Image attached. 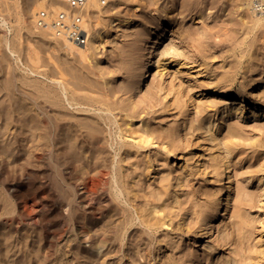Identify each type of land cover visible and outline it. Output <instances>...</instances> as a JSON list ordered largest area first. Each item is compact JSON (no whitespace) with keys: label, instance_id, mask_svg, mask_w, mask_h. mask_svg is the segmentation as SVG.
Returning a JSON list of instances; mask_svg holds the SVG:
<instances>
[{"label":"bare ground","instance_id":"1","mask_svg":"<svg viewBox=\"0 0 264 264\" xmlns=\"http://www.w3.org/2000/svg\"><path fill=\"white\" fill-rule=\"evenodd\" d=\"M103 1L106 0H86L82 8V26L86 31L84 44L73 43L64 39V37L57 38L54 35L53 18L63 9L55 0H38L29 16L19 19L22 25H26L27 35L24 38L27 42L25 47L12 42L5 34L0 37V46L4 45L8 51V53L2 52L0 54V74L3 78L0 79V184H3V181L1 183V175L5 170L3 166L5 161L2 157H11L14 151L24 149L30 151L29 158L31 160L44 162L43 159H48L57 171L62 163L66 162L71 171L75 170L73 178L76 179V184L63 183L62 179L65 177L56 175L57 177H62L60 181L64 184V188L67 189L69 187L71 192H66L64 197H59L55 202V206L60 211V214H57L59 217L55 223L46 215L38 219L40 216L37 217V214L41 211H46L44 203L38 202L39 199L35 200L32 197H25L26 199L21 202V210L18 212L12 210L13 205L17 202L15 204L12 203L13 205L11 206L7 203L8 201L1 203L0 264L50 263V261L56 259L54 246L71 232L76 223L79 226L77 231L79 240L75 245H70L75 239L69 240V244L65 243L66 248L68 247L66 251L69 252L72 251L71 249L76 248L77 251L87 252L83 256L85 260L83 264H93L97 258L109 252L100 251V248L96 245V241H100L102 244L105 243L104 235L95 237L87 230L86 224L97 220H99L97 222H104L102 227H105L106 233L116 232L114 233L113 241L122 242L125 240L126 230L134 225L137 219L136 224L144 227V229L139 230L138 237L127 240L133 246H138L142 242L145 245L144 249L147 250L151 243L152 229L155 226L161 227L169 223V217L165 209H168L169 206L171 207V204L169 202L165 204L162 199L165 197V200L169 198L171 201L173 200L175 194L170 190L171 183L165 181L160 188L156 189L155 195L162 201L161 206L148 203L147 205L151 207L149 211L142 208L137 212V207L134 206L136 195L129 188H125L121 180L119 181L114 170L113 157L109 158L108 154L119 155L117 161L122 163L124 161L123 154L125 153L126 157L129 154V149L126 147L128 145V147L132 146L123 141L126 139H131L136 148L148 147L159 140L166 151V155H169L171 151L181 145V142L188 138L190 132H203L207 134L204 138L210 141H215L219 138L215 133V129L221 126L224 120L215 124V129L212 130L214 124L211 120L201 115L203 109L198 110L196 118H188L190 123L186 133L179 132L175 127L158 129V131L150 129L149 124L144 122V117H141V113L145 112L146 114L151 109L159 106V101L156 99L157 88L163 87L166 91H171L170 88L163 86L162 83L152 88L148 86L146 92L136 101L132 99V97L134 98L133 94L141 87V84L145 83L147 85L155 74L161 75L160 71H164L167 68L166 65L170 63L168 61L170 59L173 60L172 62L179 64L180 67L195 68L193 71L198 74L208 72L209 66L206 62V56L201 60H194L186 52L179 51L175 45H165L168 40V37H165L167 36L165 29L173 22L168 17H164L163 13L168 10L174 13L178 9L172 0H164L165 4L163 6L158 4L159 0H147L151 3L149 4L151 7L148 10L152 12V18L149 19L147 17L148 20L144 18V21H147L149 26L148 31L145 30V33L140 32V34L138 32V36H142L144 41L141 44L143 48L135 46L134 49V44L132 43L133 49H131L134 52H132L133 54L131 53L132 55L128 61H121V58L119 62L116 61L114 66H102L97 70L85 68L81 65V62L91 63L93 61L95 66L99 65L100 58H96V53L98 48L103 46V38L108 36L107 26L120 25L121 22L125 24L132 23L136 17H139V13L143 11L141 1L134 0L130 4V14L127 17L123 16L121 18L119 14H116L117 12H111V14L104 16L103 19H98L96 16L99 15L94 12H103L104 8L101 6ZM169 1L171 2L169 3ZM218 1L220 0H210V3L206 2L205 4L202 0H189V5L182 2L179 8L183 10L194 6L196 18L201 20L204 18V12L213 8ZM263 1L225 0L224 3L220 4L219 8L224 13L228 10L227 5L231 4L232 9L239 11L240 24L246 25L249 29L264 30L263 16L260 18V15L259 18H256L258 16L254 15L252 18L251 12H249L253 10H249V7L258 8L264 4ZM109 2L114 3L116 0H109ZM41 11L47 13V26L44 28L38 27L35 22L37 13ZM182 12H177V15ZM225 17L229 21L232 19L228 13ZM103 29L105 30L101 32ZM183 33H187L191 38L188 30H183ZM102 34H104V37ZM205 37L206 34L200 32L197 39L194 38V40L197 43H201V39ZM262 39L264 42V36ZM135 40L137 41L136 38ZM138 42H141L140 39ZM24 50L25 53L22 55L21 52ZM138 50L142 51L138 53ZM231 50L234 53L236 48L234 47ZM60 51L61 54L59 53ZM242 52L237 55V58L235 57V60L238 58L243 59ZM14 54H16V57H14L16 61L24 60V62L20 65H13L11 55ZM232 54L229 55L230 58ZM43 55H47L48 60L54 61V70L57 73H52L51 69L45 65V57ZM118 55L119 53L114 55V57ZM181 61L183 62L180 63ZM231 63L232 61H229L228 64ZM135 64L139 65V70L127 72L125 78L117 84L115 82L116 76L112 73L118 71V69H127V67ZM227 74L229 73L224 72L225 77L219 78V80L224 82L223 80L230 76ZM41 77L44 79L41 80ZM135 77L137 78L135 79ZM261 84L259 83V85ZM258 87L254 91L258 93L255 95L257 99L264 97V87ZM229 89L225 88L224 85L217 88V91H219L217 95H221L224 103L223 106L217 108L220 109L223 119L229 117L247 118L245 112H242L244 106L246 107V105H243L242 100L244 96L241 93H236L234 97H231ZM238 98H241V100L236 102ZM229 100H233V102H228ZM250 100H252L250 105L253 106L250 113L253 118L263 119L264 105L262 104V106L258 107L255 99ZM227 103H232L236 106L226 105ZM79 114L83 116H77ZM209 123H212L211 127L208 126ZM227 130L230 144L226 142L223 144L226 154L229 155L233 148L231 138L239 137V131L231 125L227 126ZM180 137L182 138L180 139ZM100 140L101 142H99ZM258 146L260 147L261 143ZM109 149H113V153H110ZM127 161L128 159L125 162ZM92 164L95 166L92 171L82 170V176L79 177L77 169L80 167L88 169ZM226 166L227 164L224 167ZM15 168L13 167L14 170ZM23 168L22 165V170ZM121 169H123L122 166ZM145 177H147V174ZM5 180L7 181L6 177ZM63 184L60 185L63 186ZM15 188H18L16 184L11 183L5 190L9 195L10 193L12 195V192L16 190ZM232 190V183L229 182L225 186L224 194L220 197L219 205L215 206L211 213L207 212L206 209L201 210L199 218L207 220L202 225H208L209 230L212 227H216L218 234L222 231L219 227L220 222L227 218V213L232 207ZM212 197L210 196L209 198L211 199ZM241 199H238L240 204L247 206L249 200L243 198L244 200L241 201ZM113 201L117 204L115 205ZM124 206L134 208L136 216ZM16 207L18 208L19 206ZM16 207L14 208L17 210ZM160 210L163 212L161 219L157 217V213ZM77 211L80 215H87L86 217L89 219L87 223L78 222L76 218ZM243 212L240 207L233 213V216L244 219ZM27 226L38 227L37 238L35 239L33 236L34 238L30 237V240L36 245L39 243L42 250L37 249L33 244L31 247L30 243H27L29 236L26 234H23L24 236L20 235L21 230L25 227L27 229ZM232 230L233 232L237 231V235L233 234L232 238L228 236L220 237L222 242H238L237 248L234 250L237 258L233 259L232 262L228 261L227 264H248V259L254 263H260L264 259V254L262 257H258L254 254L259 252V248L256 246L252 247L253 249H249L246 245L252 237L248 223L244 220L235 221L232 225ZM121 244L125 245V242ZM182 247L183 244L180 243L178 251ZM110 254L108 253L107 255L109 256ZM136 254H139V252ZM127 255L130 259H135L133 255ZM187 260L191 262L193 258H188Z\"/></svg>","mask_w":264,"mask_h":264},{"label":"rangeland","instance_id":"2","mask_svg":"<svg viewBox=\"0 0 264 264\" xmlns=\"http://www.w3.org/2000/svg\"><path fill=\"white\" fill-rule=\"evenodd\" d=\"M37 1L0 0V37L5 34L12 42L25 47L27 42L24 38L27 35L26 25H22L19 19L27 18ZM133 1L116 0V2L111 3L109 0H106L101 5L104 8L103 12L94 13L99 15L96 16L98 19H103L104 16L111 14V12H117L116 14H119L121 18L123 16L127 17L130 14V4ZM139 1L144 6H142L143 11L139 13V17H136L132 23L125 24L121 22L120 25L107 26L108 36L104 37L105 33L102 34L104 37L102 40L103 46L99 47L96 53V58H100L99 65L95 66L93 60L91 63L81 62V65L85 68H94L96 70L102 66H114L116 61L119 62L121 58V61H128L133 54L132 52H134L132 49H135V46H143L141 44L144 41L142 40V36H138V32L140 34V32L145 33L148 31L149 26L147 21H144V18L145 20L152 18V12L148 10L151 7L149 6L151 4L150 1ZM164 2V0H159L158 4L163 6ZM172 2L175 3L178 9L174 13H171V10L163 13L164 17H168L173 22V24L165 29V32L167 31V36L165 37H168L165 45H175L179 51L186 52L194 60H201L206 56V62L209 66L208 72L198 74L196 71H193L195 68L180 67L179 64L172 62L173 60L170 59L168 60L170 63L166 65L167 68L164 71H160L161 75L155 74L149 80V84H141V87L133 94L134 98L132 97V99L136 101L146 92L148 86L152 88L162 83L163 86L171 89V91H166L163 87L157 88L156 99L159 101V106L151 109L146 114L145 112L141 113V117H144V122L149 124L150 129L156 131L158 129L175 127L179 132H188V125L190 123L188 118H196L195 116L199 109H203L201 115L211 120L214 124L212 130L215 129V124L220 123L221 120H224V123L215 129V133L219 136L217 140H206L204 137L207 134L193 131L169 155H166V151L159 140L148 147L136 148L131 139L123 140L132 146L128 147V145L126 147L129 149V154L127 157L125 153L123 154L124 161L122 163L117 161L119 155L108 154L109 158L113 157L114 170L119 181L121 180L125 188H129V190L135 193L134 206L137 207V212L142 208L149 211L151 207L147 205L148 203L161 206L164 200L165 204L168 202L171 204V207L169 206L168 209H165L169 217V223L161 227L155 226L152 229L151 243L147 247V250H145V245L142 242L138 246H133L127 240L138 237L139 230L144 229V227L136 224L137 219L135 220V224L126 230L125 240L119 242L113 241V236L116 232L111 234L106 233L105 227H102L104 222H97L99 221L97 220L87 223L89 220L86 217L87 215H80L77 211L76 218L78 222L87 223V230L93 236L104 235L105 243L102 244L100 241H96V245L100 248V251H109L97 258L93 264H227L228 261L232 262L233 259L237 258L234 250L237 248L238 242H222L220 241V237L228 236L232 238L233 234L237 235L238 232H233L232 225L235 221L239 222L241 220L248 223L252 234L249 243L246 244L248 248L253 249L252 247L257 246L259 252L254 255L262 257L264 254V118L255 119L250 113V110L253 108L250 105V101H252L250 99H255L258 107L262 106V104L264 105V97L257 99L255 95L258 93L254 92L259 88L258 86L264 87V42L262 39L264 30L249 29L246 25L240 24L241 22L238 18L239 11L232 9L231 4L227 5L228 10L223 13L219 6L225 0H220L213 8L207 9L203 14L204 18L201 20L196 18L194 6L180 10L181 3L189 5V0H172ZM202 2L206 4V2L210 3V0H202ZM260 7H258L259 9L249 7V10L253 9L249 11L252 18L254 15L258 16L256 18H259L261 15L260 18L263 16L264 19V4ZM181 11L183 12L177 15V12ZM227 13L232 18L231 21L225 17ZM185 29L189 31L191 38L187 33H183ZM199 31L206 34V37L201 39V43H197L194 40V38L197 39ZM139 39L141 42H138ZM234 47L236 51L233 53L231 49ZM141 51L138 50L137 52ZM241 51H243V59L238 58L235 60V57L237 58V55ZM2 52L8 53L4 45L0 46V54ZM24 53L25 50L21 52L22 55ZM59 53L61 54V51ZM118 53L119 55L114 57ZM230 54H232L231 58L229 57ZM43 56L45 57V65L51 69L52 73H57L54 70V61L48 60L47 55ZM14 57H16V54L11 55L13 65H20L24 62V60L16 61ZM229 61H232V63L228 64ZM134 70L138 71L139 65L135 64L127 67V69H118V71L112 73L116 76L115 82L119 84L125 78L127 72ZM224 72H228L229 74L227 75L230 76L223 80L224 82H221L219 78L225 77ZM47 73L49 75L48 71ZM0 79L3 78L1 77ZM43 79L41 77V80ZM259 83L262 84L259 85ZM223 85L225 88H230L229 93L231 97H234L236 93H241L244 96L242 100L243 105H246V107L244 106L242 112H245L247 118L238 119L236 117H229L223 119L220 109H217L224 105L221 95H217L219 92L217 88ZM240 100L241 98H238L236 102ZM228 102H233V100H229ZM226 105L236 106L232 103H227ZM82 114L77 116L82 117ZM212 123H209L208 126L211 127ZM228 125L237 128L239 131V137L231 138L233 148L229 155L226 154L223 144L224 142L230 144L227 130ZM259 143H261L260 147L258 146ZM109 150L110 153H113V149ZM29 152L24 149L14 151L11 157H2L5 161L3 165L5 170L1 175V183L3 181V184H0V206L3 201H8L7 203L10 206L17 202L18 204L13 205L12 210L18 212L21 210L20 207L23 199L31 197L35 200L39 199L38 202L44 203L46 211L39 212L37 214V217L40 216L38 219L46 215L55 223L60 214L58 207L55 206V202L59 197H64L66 192H71L69 187L67 189L64 188L63 183L76 184V179L73 178L75 170L71 171L68 168V164L63 162L60 166L63 169L60 170L59 168L57 171L48 159H43L44 162L31 160ZM54 156L56 155L54 154ZM127 159L128 161L125 162ZM225 164H227L226 167H224ZM22 165L24 167L23 170ZM121 166L123 169H121ZM13 167H16L15 170ZM94 167V164L90 165L88 169L86 168L87 170L78 167L77 174L81 177L82 170L92 171ZM54 170L57 172H54ZM146 174L147 177H145ZM56 175L65 177L63 178L64 180L62 179L63 183L60 181L62 177H57ZM5 177L8 182L5 180ZM4 180L8 186L11 183H15L16 187H18L15 188L16 190L12 192V195L6 192L5 188L7 189L8 186ZM165 181L171 183L170 190L175 194L172 201L170 198L165 200V197L161 201L155 195L156 189L160 188ZM229 182L232 183L233 187L232 207H230L227 213V218L220 222L219 227L222 231L218 234L216 227H212L209 230L208 225H202L207 220H202L199 217L202 209H206L207 212L211 213L214 207L219 205L220 197L224 194L225 186ZM60 184H63V186ZM34 195L36 196L33 197ZM11 196L13 197L11 198ZM210 196L213 197L210 199ZM243 198L249 200L247 206H242L243 204H240L238 200L241 199L242 201L244 200ZM113 203L117 204L114 201ZM16 206L19 207L17 208ZM124 207L136 216L134 208L129 206ZM240 207L244 211V219L233 216V213ZM162 216L163 212L160 210L157 213V217L161 219ZM32 227L27 226V229L26 227L23 228L20 235L26 234L29 236L27 243H30L31 247L33 244V246L35 245L34 247L42 250L39 243L36 245L30 240V237H35L36 239L38 236V227ZM24 230L26 231L24 232ZM78 230L79 226L76 223L71 232L54 246L56 259L46 264L84 263L83 256L87 252L77 251L76 248L68 252L66 251L68 247L66 248L65 246L69 244V240L73 239L75 241L70 243V245H75L79 240V236L77 235ZM123 242H125V245L121 244ZM180 243L183 244V247L178 251ZM138 252L139 254H136ZM108 253L111 254L108 256ZM127 254L133 255L135 259H130ZM188 258H193V261H188ZM247 262L248 264H264V259L260 263H254L250 259Z\"/></svg>","mask_w":264,"mask_h":264},{"label":"built area","instance_id":"3","mask_svg":"<svg viewBox=\"0 0 264 264\" xmlns=\"http://www.w3.org/2000/svg\"><path fill=\"white\" fill-rule=\"evenodd\" d=\"M63 9L53 18V33L57 38L67 39L73 43L84 44L86 31L82 26V8L86 0H55ZM47 13H37L36 25L44 28Z\"/></svg>","mask_w":264,"mask_h":264}]
</instances>
